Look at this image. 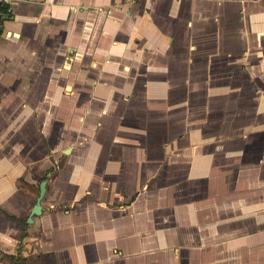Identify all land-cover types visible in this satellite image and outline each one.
Wrapping results in <instances>:
<instances>
[{
  "label": "crops",
  "instance_id": "obj_1",
  "mask_svg": "<svg viewBox=\"0 0 264 264\" xmlns=\"http://www.w3.org/2000/svg\"><path fill=\"white\" fill-rule=\"evenodd\" d=\"M0 3V264H264V0Z\"/></svg>",
  "mask_w": 264,
  "mask_h": 264
},
{
  "label": "water",
  "instance_id": "obj_2",
  "mask_svg": "<svg viewBox=\"0 0 264 264\" xmlns=\"http://www.w3.org/2000/svg\"><path fill=\"white\" fill-rule=\"evenodd\" d=\"M0 19H1V17H0ZM45 191H46V182L42 181L39 184V193L37 195L34 207H33L32 211H31V215H37V214H39L41 212V201H42V199L44 197ZM30 220H31V218H30Z\"/></svg>",
  "mask_w": 264,
  "mask_h": 264
},
{
  "label": "trees",
  "instance_id": "obj_3",
  "mask_svg": "<svg viewBox=\"0 0 264 264\" xmlns=\"http://www.w3.org/2000/svg\"><path fill=\"white\" fill-rule=\"evenodd\" d=\"M6 10H7L6 5L0 3V12H5ZM17 184L27 190H30L31 188L33 189L32 186H30L28 183H26L25 181L21 179L17 181ZM36 192L39 193L38 190H36Z\"/></svg>",
  "mask_w": 264,
  "mask_h": 264
},
{
  "label": "rangeland",
  "instance_id": "obj_4",
  "mask_svg": "<svg viewBox=\"0 0 264 264\" xmlns=\"http://www.w3.org/2000/svg\"><path fill=\"white\" fill-rule=\"evenodd\" d=\"M171 121H172V112H171ZM170 127V129H171V131L173 130V126L171 125V126H169Z\"/></svg>",
  "mask_w": 264,
  "mask_h": 264
}]
</instances>
